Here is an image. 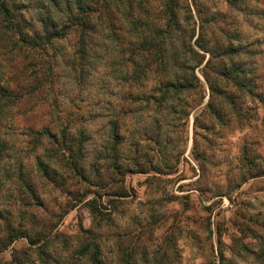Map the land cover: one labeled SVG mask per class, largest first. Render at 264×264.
<instances>
[{
    "label": "rangeland",
    "instance_id": "1",
    "mask_svg": "<svg viewBox=\"0 0 264 264\" xmlns=\"http://www.w3.org/2000/svg\"><path fill=\"white\" fill-rule=\"evenodd\" d=\"M69 1L10 3L21 6L23 31L42 38L53 25L82 26L81 15L69 17ZM89 1L82 63L80 28L31 52L4 35L0 17V81L23 94L0 126V243L13 230L24 236L0 252V264H41L43 256L50 264H90L78 256L89 236L104 264H123L126 250L136 251L138 264H264V0ZM170 18L162 68L143 39ZM192 47L206 56L203 64ZM232 48L239 52L223 56ZM235 65L242 86L223 76ZM167 79L195 87L164 106L157 84ZM115 120L124 137L119 173L102 155ZM81 128L79 166L90 184L72 178L55 147L63 132L73 141Z\"/></svg>",
    "mask_w": 264,
    "mask_h": 264
},
{
    "label": "trees",
    "instance_id": "2",
    "mask_svg": "<svg viewBox=\"0 0 264 264\" xmlns=\"http://www.w3.org/2000/svg\"><path fill=\"white\" fill-rule=\"evenodd\" d=\"M107 4L109 2H114V0H103ZM119 2L122 0H118ZM53 3L56 6L60 7V4L57 2V0H53ZM21 7L19 4L16 3H10V0H0V17H1V24L3 25L4 28V35L8 34L10 39H17V42L23 46H25L29 51L32 52V50L41 48V46H45L46 44H51L53 39H62L64 38L68 31L72 29L73 27H78L82 31V36H81V48L78 50V54L81 57V63L82 61L85 60V38L87 37V31L90 29V24H91V18H93L94 14V8L92 2L89 0H73L69 1L67 5V11L68 15L70 18L73 20L76 19L78 20V16L81 15V20L79 23H81L82 26L76 25L75 21L74 23L64 26L62 28H56L55 25H53L52 30H46L45 35L40 38V37H35V36H30L28 32L23 31V25L19 24L16 22L17 20V12L16 9ZM170 14V12H169ZM171 18L170 22H167V27L166 28H158L155 31L154 38L148 40L147 38L144 37L143 39V45L146 44V49L144 50L145 52L149 54H154L158 55L160 57V65L162 68H166L168 65L167 62V53L168 51L165 49V45H168V43L171 40V35L172 31H170V26L172 25L171 23ZM169 27V28H168ZM3 31V30H2ZM196 34V30H195ZM16 43V42H15ZM197 46L200 51H204L208 54H210L211 57H214V52L209 48L207 45L202 44L201 42L197 41ZM192 50L196 53V55L200 56V64H203L206 60L205 55H201L199 51H195L194 48L192 47ZM237 52H239V49L237 48H232L228 51L223 52V56H234ZM148 59H146L147 61ZM211 58L208 60L207 65L209 64ZM136 63V62H135ZM143 63H147L143 61ZM135 66V64H134ZM148 67L150 65L148 64ZM83 70V69H81ZM80 72V69H79ZM237 72H240L239 66H234L231 68L229 72H224L223 76L229 77V78H234V81L237 86H242L241 82L235 80V74ZM194 80L198 83H200V80L198 76L194 75L193 76ZM136 80V76H131V82ZM147 80L148 77H146V73L143 72V81ZM158 90L161 93L162 96V102L164 103L163 105L165 106L168 101H170L171 98L174 96L182 93L183 90L185 89H193L195 87L194 81H188V80H172V79H167L160 81L158 84ZM211 88H213L211 86ZM221 95L223 98L228 101L232 107L235 106V99L231 97L230 95H226L225 92H222ZM23 99V94L19 95L15 93L14 88L9 84V83H2L0 81V126L2 124L3 116L7 108L17 104L19 101ZM153 101V102H158L156 98H150L148 102ZM234 108V107H233ZM217 116L222 119V114L221 111H217ZM112 125V140L113 143L111 144L110 147H107L106 151L104 152L103 159L106 163L110 161V166L109 169L112 168L113 166V171H116L119 173L118 170L122 168V165L119 163L120 160V154H119V145L120 141L124 139L123 134H121L122 130V125L118 120H115L114 122L111 123ZM121 125V126H120ZM85 139V133L84 129L81 128L79 130V135L78 138H76L73 141H68V136L66 135V132H63L60 135V142L58 141L56 143L55 147H60V150H62L64 157L68 163V170L71 171V174L73 175V179L80 180L84 183L90 184L89 181V175L85 174V172H80V160L83 158V142ZM6 149L4 140L2 139L1 136V131H0V153L3 152ZM59 149V148H58ZM57 156V155H56ZM53 158L54 156H50ZM55 158V157H54ZM40 168L45 171V175L49 177V179H53L54 181L57 180L56 175L52 174L51 170H48L49 168L46 166V164L43 161H38ZM49 171V172H48ZM119 175V174H116ZM57 182V181H56ZM90 193V192H89ZM122 197L127 196V192H123L121 194ZM83 202V201H80ZM97 200L94 198L91 201H88L87 206H89V209L91 211H94V209H98L97 206ZM92 234L91 232H87L86 235ZM9 239L6 241H2L0 243V252L6 251L16 240H18L21 237H24L23 234H20L19 232H16V230H13V232L9 233ZM89 242L81 248V250L78 251V256L79 257H86L89 258L90 264H104V261L101 259V250L99 247V244L94 241V237H88ZM38 240H32L31 244L36 245L38 244ZM136 255V251L130 250V251H124V257H123V264H138L136 260H134ZM41 264H50L49 259H47L46 256H43L41 259ZM21 264V263H19Z\"/></svg>",
    "mask_w": 264,
    "mask_h": 264
}]
</instances>
